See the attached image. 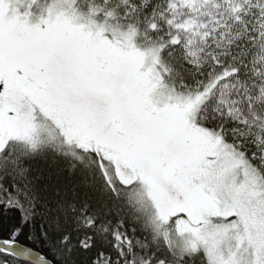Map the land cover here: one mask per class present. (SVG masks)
Segmentation results:
<instances>
[{"label":"snow or ice","instance_id":"1","mask_svg":"<svg viewBox=\"0 0 264 264\" xmlns=\"http://www.w3.org/2000/svg\"><path fill=\"white\" fill-rule=\"evenodd\" d=\"M0 264H264V0H0Z\"/></svg>","mask_w":264,"mask_h":264}]
</instances>
